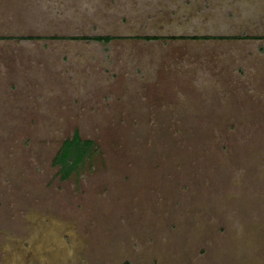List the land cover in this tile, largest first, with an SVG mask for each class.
<instances>
[{
  "label": "rangeland",
  "instance_id": "374dc122",
  "mask_svg": "<svg viewBox=\"0 0 264 264\" xmlns=\"http://www.w3.org/2000/svg\"><path fill=\"white\" fill-rule=\"evenodd\" d=\"M0 264H264V0H0Z\"/></svg>",
  "mask_w": 264,
  "mask_h": 264
},
{
  "label": "trees",
  "instance_id": "16d2710c",
  "mask_svg": "<svg viewBox=\"0 0 264 264\" xmlns=\"http://www.w3.org/2000/svg\"><path fill=\"white\" fill-rule=\"evenodd\" d=\"M89 39L94 40H110L111 36H89ZM91 140H83L77 132L72 139H66L62 147L55 156V160L62 166V175L67 176L85 157L88 147L91 145Z\"/></svg>",
  "mask_w": 264,
  "mask_h": 264
}]
</instances>
